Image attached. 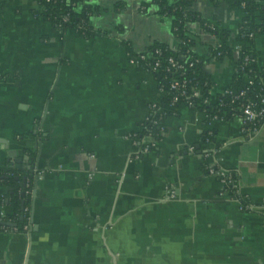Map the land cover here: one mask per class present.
<instances>
[{
  "label": "crops",
  "instance_id": "crops-1",
  "mask_svg": "<svg viewBox=\"0 0 264 264\" xmlns=\"http://www.w3.org/2000/svg\"><path fill=\"white\" fill-rule=\"evenodd\" d=\"M92 4L89 24L100 33L84 38L36 16V0H0V167L33 176L27 229L0 231V264H264V121L246 135L236 117L208 119L180 104L163 119L157 147L132 158L127 135L163 94L126 47L174 45L171 18L150 0ZM192 10L228 29L230 42L244 15L225 0H196ZM200 27L187 23L189 34ZM194 36L213 100L231 81L235 55L216 59L215 34ZM252 52L264 73V31ZM206 131L210 159L235 172L250 210L203 172ZM8 192L0 184V197Z\"/></svg>",
  "mask_w": 264,
  "mask_h": 264
},
{
  "label": "trees",
  "instance_id": "trees-1",
  "mask_svg": "<svg viewBox=\"0 0 264 264\" xmlns=\"http://www.w3.org/2000/svg\"><path fill=\"white\" fill-rule=\"evenodd\" d=\"M40 5L34 14L41 17L45 21H48L54 27H57L61 33H64L68 29H72L79 36L84 38L91 37L100 33L99 31L93 30L89 24V17L93 9L92 0H36ZM196 0H174L169 3L167 0H150L151 3H156L159 6V12L167 14L171 18V30L173 33L174 40L176 41L174 45L170 46L162 42H153L146 53H149V58L153 60L157 58L160 61V67L156 72H154V77L164 86V94L160 100L161 106H166L172 98L176 96V109L180 104L191 103V108L198 111L206 113L208 119L212 117L230 119L237 115L236 106L239 100L234 96L242 89H246V97L258 101L259 98L264 95V89L258 83L260 76L264 78V73H262L255 64L254 55L252 52L253 38H248L246 35L248 32H253L254 34L264 31V19H258V14L260 13L261 4L256 0H225L228 4L240 7V2L244 1L245 5L242 9L243 17L238 24L237 32L233 36V40L229 41L232 34L229 30L223 28L215 21L202 19L193 12L192 7ZM217 1V0H211ZM199 20L200 26L205 28V24L213 23L215 29L212 34L221 41V47L219 49L210 50L209 54L215 55L218 50L221 54L216 55V59H221L225 56L233 57L232 43L235 41H247L248 50L246 54L249 59L247 63H243L242 58L233 57V74L230 83L226 86L228 93H221L215 99H211V81L207 73L202 68V59L199 57L192 49L194 42L193 37H189V31L187 29V23L194 20ZM206 29V28H205ZM175 48H174V47ZM127 51H131L127 46ZM159 48L160 53L155 54L154 49ZM132 52V51H131ZM136 55L137 53H133ZM169 56L174 57L177 61L182 62L186 56L198 57L201 59L200 62L195 63L192 67H187L184 74H180L177 71L163 72V67L167 65V58ZM244 64V65H243ZM251 69V72L248 70ZM247 75L255 76L254 82L248 84L245 81ZM165 76L166 78H163ZM186 78L189 80L186 85V92L190 94L192 89H197L199 91V96H190L187 99L184 95H179L176 90L169 89V81L173 79ZM207 100V102L204 101ZM242 101V100H241ZM240 101V102H241ZM175 109V111H176ZM174 113L172 110L165 112L163 119L167 115ZM159 119V114L152 112L147 120L143 122L146 129L137 132L136 138L139 139L145 134H150L156 140H161L163 127L159 124L153 123V120ZM208 131L204 132L202 135L199 146L201 151L204 150V140L208 137ZM212 136H209L211 138ZM156 148V147H155ZM154 148V149H155ZM203 172L208 174V170L202 165ZM233 177L237 181V177L234 171ZM25 175L27 178L26 182H23L21 177ZM32 173L29 171L22 172L19 169H15L10 165H5L0 167V184H5L9 188V192L0 197V204H7L11 207L10 214L6 215V219H10L15 228L18 231H22L23 226L28 224V213L25 210L28 206L29 195L27 191L31 188ZM217 179H221L220 176H216ZM242 202H246L245 197H241ZM9 229L8 225H0V231Z\"/></svg>",
  "mask_w": 264,
  "mask_h": 264
},
{
  "label": "built area",
  "instance_id": "built-area-1",
  "mask_svg": "<svg viewBox=\"0 0 264 264\" xmlns=\"http://www.w3.org/2000/svg\"><path fill=\"white\" fill-rule=\"evenodd\" d=\"M256 1L260 2L261 0H256ZM244 5H245L244 1H241L240 7L242 9L244 8ZM38 6L40 8V5H38ZM243 14H245V12ZM204 26L206 29L203 27H200V30L197 31V33L210 35V34H212V31L215 29V26L213 23H207ZM197 33H190L189 37H195L194 35ZM256 34H254L253 32H248L247 34H242V35L243 36L246 35L249 39L250 38L254 39ZM246 42L241 40V41H235L234 43L231 44L232 45L231 48H232L234 55L237 58H242L244 64L247 63V61L249 59L248 55L246 54V51L248 50V48H247L248 44ZM220 47H221V41H219L217 38L211 39L210 46H209L210 50H215V49L217 50ZM126 53H127L129 61L133 62L134 64H136V65H138V66H140V67H142V68H144L150 72H152V74H154V72H156L158 70V68L160 67V61L157 58H154L153 60H151L149 58V53L139 52L136 55H133L131 51H127ZM154 53L159 54L160 49L159 48L154 49ZM220 54H221V52H220V50H218L215 55H211V54L210 55L212 57L216 58V55H220ZM200 61H201V59L198 57L186 56L182 62H179L174 57L169 56L167 58V65L165 67H163L162 70H163V72H170V71L176 72L177 71L178 73H180L182 75L185 73V70L187 67H192L195 63L200 62ZM248 71L251 72V69H249ZM163 78H166V77L163 76ZM254 79H255V76L247 75L245 78V81L248 84H252L254 82ZM157 82H158L159 91L162 94H164V91H165L164 86L158 80H157ZM188 82H189V80L186 78H180L178 80L177 79L170 80L168 83L169 89L176 90L179 93V95H184V97L186 99L190 96H199L200 94H199V91L197 89H192L191 93L187 94L186 85L188 84ZM263 82H264V78L262 76H260L258 79V83L261 86L260 87L261 89L262 88L264 89ZM228 92H230V91H228L227 88H225L222 93H228ZM234 97L239 100V103L236 106V111L238 113L235 117L238 118V120L240 121V132L242 134H246V135H250V134L252 135V134L256 133L258 131L260 124L264 121V95H262L258 101H255V100L251 99L250 97L245 98L246 97V89H242ZM176 100H177V98L175 96L174 98H172V100L165 107L161 106L160 101L152 102L149 105L150 112L146 116L145 120H147L149 118V116L152 112H156L159 114V119L153 120V123H155V124L157 123V124L161 125L162 121H163L162 118H163L165 112L168 110L174 111L176 109V106H175ZM204 101L207 102L206 99H204ZM184 104L191 108V103L187 102ZM201 113H203L206 116V113H204V112H201ZM144 121H142L140 123L139 127L135 131H133L127 135L128 138L132 139V142L134 143L135 149H136L132 158H139L144 153H147L148 151L157 147V145L159 143V140L154 139L153 136L150 134L149 135L145 134L144 136H141L139 139L136 138L137 132L143 131L146 129L145 125H142ZM207 134H208V137H206L204 140V142H205L204 145H205L207 150L203 154V164H204L205 168L208 170V174L213 175L215 177L216 176L221 177L220 181L223 184V192L222 193H226L231 198H233L238 203V207L241 211L250 210L252 208L250 203L247 201L242 202V200H241L242 195H241V192L239 190L238 182L234 180L232 170L222 168L220 165H218V163L215 160L210 159L212 151H210V149L207 146L211 143V138H209V136H212V132L208 131ZM188 149L190 151H193L194 147L190 146ZM166 192L168 194L167 195L168 197L172 198L175 196L174 191L172 189L168 188ZM0 221L12 222L10 219H6V214H4V212H2V211H0ZM23 229L26 230L27 225H24ZM18 264H29V263L20 262Z\"/></svg>",
  "mask_w": 264,
  "mask_h": 264
},
{
  "label": "water",
  "instance_id": "water-1",
  "mask_svg": "<svg viewBox=\"0 0 264 264\" xmlns=\"http://www.w3.org/2000/svg\"><path fill=\"white\" fill-rule=\"evenodd\" d=\"M17 161H20V159H17ZM31 166H29L30 168ZM35 193L33 192V195ZM0 225H9V226H14V223L13 222H5V221H0Z\"/></svg>",
  "mask_w": 264,
  "mask_h": 264
},
{
  "label": "rangeland",
  "instance_id": "rangeland-1",
  "mask_svg": "<svg viewBox=\"0 0 264 264\" xmlns=\"http://www.w3.org/2000/svg\"><path fill=\"white\" fill-rule=\"evenodd\" d=\"M120 264H128V263L123 262V263H120Z\"/></svg>",
  "mask_w": 264,
  "mask_h": 264
}]
</instances>
